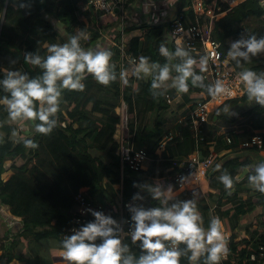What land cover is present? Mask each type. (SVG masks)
<instances>
[{
  "label": "trees",
  "instance_id": "16d2710c",
  "mask_svg": "<svg viewBox=\"0 0 264 264\" xmlns=\"http://www.w3.org/2000/svg\"><path fill=\"white\" fill-rule=\"evenodd\" d=\"M134 1L126 0V3ZM192 2L186 0L181 11L180 19L185 25L195 20ZM26 3L28 6L21 8L18 0H0V68H22L36 75L41 69L25 63V51H38L43 55L48 44L66 42L80 30L92 33L89 45L101 36L92 19L94 11L89 0H26ZM112 20L103 26V31L110 32L119 22L118 18ZM56 22L62 25V29ZM171 25L160 21L151 27L149 38L132 36L126 42L127 51L133 56L145 55L154 61L165 62L158 49L161 43H166L170 49L175 47L170 34ZM133 29L134 26H130L126 31ZM253 33L264 35V0H244L216 20L213 30L214 38L224 51H228L227 41L231 37ZM83 47L87 48L88 44ZM110 49L117 79L104 85L88 74L84 78L83 91L64 89L56 127L49 134L33 133L31 136L38 147H25L18 141L13 135L14 130L19 135L17 126L9 123L0 126V202L23 223L17 231L0 233V264H41V253L47 238L59 242L61 254L63 235L69 234L76 225L74 217L79 207L77 195L80 192L92 203V207L102 204L116 219L120 216L121 204L127 218L130 217L126 207L128 203L159 206V201L153 200L146 189L137 185L161 182L166 188L172 184L166 180L167 175L177 170L174 161L185 162L199 149L206 153L212 144L217 152L215 164L219 163L221 168L213 167V173L208 178V190L198 193L196 190L179 189L173 193L174 197L194 199L205 227L214 214L221 218L225 229L230 232L227 239L229 255L225 264H264V255H261L264 211L257 213L251 221L242 222L246 215L264 208V192L249 184L251 169L243 172L245 166L252 165V161L249 154L243 156L240 153L243 150L240 144L264 129V106L253 103L251 107H243V110L230 116L223 113V106L246 101L247 96L245 93L241 98L229 100L215 111L211 123L206 126L205 138L197 139L189 124L179 122L180 112L192 100V92L201 93L202 98H210L207 90L190 84L189 90L182 94L180 108H175L166 100L167 93L177 94L174 88L167 89L163 95L153 96L150 78L138 79L132 75L128 76V83L125 84L119 78L123 69L121 51L117 47ZM189 52L192 56L199 54ZM12 60L16 63L12 64ZM232 66L241 70L233 60ZM244 67L264 71V53L252 57L244 63ZM205 83L212 82L205 79ZM5 94L0 91V96ZM122 101L128 105L131 140L135 148L145 150L150 159L138 170L127 165L123 170L121 168L119 107ZM6 117L7 112L0 105V121ZM223 120L229 126L221 127ZM236 123L241 125L232 127ZM170 132L174 134L173 139L160 148V143ZM249 150L255 155L264 150V143L262 147ZM6 171H12V174L4 179ZM223 171L234 178L240 177L234 179L231 190L226 189L218 179ZM136 192L143 195L142 201L132 200ZM90 219H93L91 215ZM123 241L137 256L140 254L130 235L124 236ZM181 264L191 262L187 257H181ZM198 264H204L203 258Z\"/></svg>",
  "mask_w": 264,
  "mask_h": 264
},
{
  "label": "clouds",
  "instance_id": "9594fccd",
  "mask_svg": "<svg viewBox=\"0 0 264 264\" xmlns=\"http://www.w3.org/2000/svg\"><path fill=\"white\" fill-rule=\"evenodd\" d=\"M18 6L28 5L26 0H18ZM87 39V33L80 30L66 42L48 44L43 55L38 51H25V63L38 66L39 74L31 75L22 68H0V91L6 93L0 96V105L7 112L0 126L17 124L19 135L17 130L13 135L25 147H38L31 138L33 133L49 134L56 127L64 89L83 91L84 78L88 74L104 85L117 79L116 65L111 60L112 50L101 46L83 47L81 40ZM158 51L165 62L154 61L145 55L130 58V69H121L119 78L127 84L129 70L138 79L150 78L153 96L163 95L169 88L185 93L190 84L205 88L212 97L226 92L221 80L205 83L201 72L207 64L206 56H200L201 72H197L194 68L196 59L179 40L175 41L173 49L161 43ZM260 53H264V35L253 33L232 41L227 55L241 69L238 81L248 102L264 106V71L244 67V63ZM222 111L230 113L231 106L225 104ZM214 167L220 169L221 165L217 163ZM245 167L251 169L249 184L264 192V160ZM218 179L231 190L234 179L240 177L234 178L223 171ZM137 186L159 201V206L151 207L143 203L126 205L131 220L128 235L132 244L140 249V254L137 256L123 241L121 225L111 214L88 208L93 219L73 227L60 241L61 256L66 264H181V257H187L191 264H198L201 258L204 264H220L229 251L220 217L212 216L205 227L195 200L175 198L171 185L166 188L160 183ZM143 199L140 192L132 196L133 201Z\"/></svg>",
  "mask_w": 264,
  "mask_h": 264
},
{
  "label": "built area",
  "instance_id": "2783aa9c",
  "mask_svg": "<svg viewBox=\"0 0 264 264\" xmlns=\"http://www.w3.org/2000/svg\"><path fill=\"white\" fill-rule=\"evenodd\" d=\"M243 1L244 0H193L192 10L195 15V20L191 24L185 25L180 19V14L177 20L171 25L170 34L174 43L176 40H179L189 51L199 53L198 55L193 56L197 61L194 68L201 72L199 58L202 55L206 56L207 64L204 66L201 74L210 82L221 80L226 86L225 93L216 97L211 96L208 99H198L188 108V111L185 114L181 113L179 122L186 125L189 124L194 137L197 139L200 138L203 140L205 138L204 133L206 132V126L211 123L212 116H214L215 111L220 106L224 105L229 100L241 98L245 94L243 92L242 84L238 81L239 70H236L232 66V59L227 55L228 51H224L221 44L213 36L215 21ZM173 2L174 1L165 0L164 4L171 7ZM89 5L94 11L92 19L96 22L101 34L96 43L100 44L102 39L104 42L108 43L110 47L119 48L121 51V66L123 69H130V58L138 57L133 56L126 49V42L129 40L127 37L128 31H126L127 16L130 15L129 4L126 3V0H89ZM162 11L163 9L161 12ZM166 14L167 12L164 11L161 13V16L163 17ZM107 18H118V20H120L113 29H116L115 31L118 32L114 36L110 35L108 30L103 31V23ZM151 25L152 24L149 21L148 24L146 23V25L140 28L141 32L139 36H141L142 39L150 37ZM91 34L92 33L88 32V39L81 40L82 46L87 43L88 47H94V43L89 45L92 39ZM241 36L242 35L231 37L227 41L228 48L232 41L239 39ZM128 76H132L130 70L128 71ZM228 92L232 93V95H228ZM166 100L169 104L174 105L175 108H180L183 101V95L182 93H177L174 96L171 93H167ZM119 110L121 113L119 134L121 168L123 170L125 165H127L138 170L147 165L150 159L147 152L143 149H136L131 140L132 135L129 129L130 115L128 112V105L125 101L121 102ZM173 137L174 134L172 132L168 133L160 143V148H164L166 143L172 140ZM263 143L264 129L256 132L250 139L242 142L240 147L242 149L262 147ZM216 159L217 152L214 144L210 145L206 153L199 149L185 162L174 161L173 164L176 166L177 170L174 173H169L167 175V180L174 184L178 189L199 190L202 187L203 181L208 180L209 173L213 170ZM77 199L79 200V207L75 213L74 220L76 221V225L74 227H78L80 224L91 220V214L87 211L88 208L102 210L106 214H111V212L107 211L102 204L92 207V203L87 201L81 192L77 195ZM119 211L120 216L115 219L120 223L122 228L121 235L124 237L128 235L131 220L130 217H125L122 204ZM213 216L218 215L214 214ZM224 232L228 239L230 237V232L227 231L225 227ZM261 250V255H264V246L261 247ZM228 255L229 254L227 253L226 256L221 259L220 264H225V261L228 260ZM254 257L255 256L252 258Z\"/></svg>",
  "mask_w": 264,
  "mask_h": 264
},
{
  "label": "crops",
  "instance_id": "0c3cea01",
  "mask_svg": "<svg viewBox=\"0 0 264 264\" xmlns=\"http://www.w3.org/2000/svg\"><path fill=\"white\" fill-rule=\"evenodd\" d=\"M164 2H165V0H135L132 3H129V6H130L129 13H130V15L127 16L128 20L126 21V25L128 26V23H130V21H137V24H135V25L131 24V26H134L135 29L129 31L127 33V37L131 38L134 35H139L140 32H141L140 28L142 26L146 25V23L148 24L149 21L152 24L151 25V27H152L153 25L158 24L160 21H168V20H171L172 18H174L176 16V11L172 12L173 16H170L171 17L170 18L169 17V13H171V8L172 7H168L166 4H164ZM162 9H163L162 12H164V11L167 12V14L165 16H163V17L161 16V13H162L161 10ZM107 20H109V18H107ZM128 27H130V26H128ZM150 30H151V28H150ZM110 32H113V33L116 34V32H114L113 29ZM115 34H113V36ZM100 44H101V46H103V45L108 46L109 45L108 43H106L104 41H101ZM190 97L198 99V98H202L203 95L201 93H199V92H192L190 94ZM239 103L237 105H239V106L241 105L244 108H246V107H251L253 105V103H257V102H254V101L253 102H248V100H246V101L239 102ZM237 105H234L233 107L231 106L232 108H231V111H230V116H231L232 113L234 115V114H236L238 112V108H235V106H237ZM9 124H13V125H16L18 127V125L15 124L14 122L13 123H9ZM233 126L236 127V124L232 125V127ZM250 152L251 151L249 149H243L240 153L243 154V156H248V154H249L250 155L249 160L252 161V165L255 164V161L264 160V150H261L259 153H255V155L254 154H250ZM247 172H248V169L247 170L245 169L243 174L247 173ZM6 173H7L8 176H10L12 174V171H6L5 174ZM169 185L172 186L173 193H177L178 192L179 189L174 184H168V186ZM208 185H209L208 180L207 181L206 180L203 181L202 187L199 190H201L202 193H205L208 190ZM262 211H264V208H262V207L258 208L253 213H251L249 215H246L243 218L242 222L243 223H247V222L251 221L257 213L262 212ZM13 217H15V216H13ZM47 239H51V241H52L54 238H47ZM54 240L57 241L56 239H54ZM57 243H58L57 244V254H56L55 257L53 256L52 257L53 258L52 261L47 263V264H66V261L62 258L61 254H60V251H59V242L57 241ZM46 245H48V241L45 242V240H44V247H43V250H42V253H41L42 257H43V253L45 252ZM41 264H43V259H42Z\"/></svg>",
  "mask_w": 264,
  "mask_h": 264
},
{
  "label": "rangeland",
  "instance_id": "374dc122",
  "mask_svg": "<svg viewBox=\"0 0 264 264\" xmlns=\"http://www.w3.org/2000/svg\"><path fill=\"white\" fill-rule=\"evenodd\" d=\"M169 1H174L173 2V5L171 6L172 8H171V13H169V17L170 16H173L172 14V12H175L176 10H177V8H178V6L180 5V3H181V0H169ZM186 4V3H185ZM184 7H185V5H184ZM168 17V18H169ZM171 18V17H170ZM113 20H112V18H110L109 20H106L104 23H103V26H105L106 24H109L110 22H112ZM119 22H120V20H119ZM118 23H116V25H117ZM131 24H133V25H135V24H137V21H130V23H128V26H131ZM56 25L59 27V29H62V25L59 23V22H56ZM128 26H127V28H128ZM113 34H115V33H113V32H110V35H113ZM101 41H103L102 39H101ZM96 46H101V44H99V43H94V47H96ZM101 47H105V48H110V46L108 45V46H106V45H103V46H101ZM113 48V47H112ZM192 98V97H191ZM197 100V98H192V100L189 102V103H187L186 105H185V107L181 110V112L180 113H182L184 110H188V108L192 105V104H194V102ZM238 104V103H237ZM237 104H235V105H237ZM240 104V103H239ZM232 107L234 106V105H231ZM64 107V106H63ZM231 107V108H232ZM242 107L243 106H239V105H237V106H235V108H238V111L240 110H243L242 109ZM185 108H187V109H185ZM179 113V114H180ZM228 115H230V113H227ZM231 115H233V113L231 114ZM242 117L245 119V116L243 115V113H242ZM244 119H243V123H244ZM224 121L225 120H223L221 123H220V125H221V127L222 126H229V124H227V123H224ZM237 125H236V127H238V126H240L241 124L239 123H236ZM233 125H235V124H233ZM16 126V125H15ZM235 127V128H236ZM3 178L4 179H7V178H9V176L7 175V173L5 174V172L3 173ZM161 183V182H160ZM198 193H201L202 191L201 190H196ZM14 215L10 212V210H9V207L8 206H5L4 204H2L1 202H0V233L1 234H3V233H5V231H7V230H9V231H17V230H19L21 227H22V219L20 218V217H17V216H15V217H13ZM19 218V219H18ZM46 241H48V245H46V249H45V252L43 253V257H42V259H43V264H47V263H49V262H51L52 261V257L54 256H56V254H57V241H55L54 239L51 241V239H45V242ZM54 241V242H53Z\"/></svg>",
  "mask_w": 264,
  "mask_h": 264
},
{
  "label": "water",
  "instance_id": "95a60500",
  "mask_svg": "<svg viewBox=\"0 0 264 264\" xmlns=\"http://www.w3.org/2000/svg\"><path fill=\"white\" fill-rule=\"evenodd\" d=\"M185 3H186V0H181V3L176 10V16L174 18H172L171 20L166 21V24H172L175 20H177L178 16L181 14V11H182ZM5 8H6V6H5ZM212 173H213V170L210 171L209 175H211Z\"/></svg>",
  "mask_w": 264,
  "mask_h": 264
}]
</instances>
